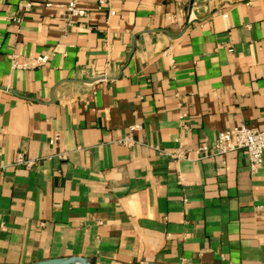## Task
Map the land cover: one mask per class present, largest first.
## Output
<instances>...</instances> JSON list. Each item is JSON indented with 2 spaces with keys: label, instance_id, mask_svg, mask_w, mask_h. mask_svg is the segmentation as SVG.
I'll list each match as a JSON object with an SVG mask.
<instances>
[{
  "label": "crops",
  "instance_id": "crops-1",
  "mask_svg": "<svg viewBox=\"0 0 264 264\" xmlns=\"http://www.w3.org/2000/svg\"><path fill=\"white\" fill-rule=\"evenodd\" d=\"M68 1L0 0V264H264V157L195 154L264 131V0Z\"/></svg>",
  "mask_w": 264,
  "mask_h": 264
},
{
  "label": "built area",
  "instance_id": "built-area-1",
  "mask_svg": "<svg viewBox=\"0 0 264 264\" xmlns=\"http://www.w3.org/2000/svg\"><path fill=\"white\" fill-rule=\"evenodd\" d=\"M125 0H69L66 4L61 5L59 8L68 18V25L71 27L79 21H83L87 16V10L81 5L82 3H92L98 10L108 9L110 17L115 16L116 12L110 8L113 2H122ZM49 6V4H48ZM11 66L14 70L29 69L31 66L27 63H21L15 56L11 57ZM49 60L48 56H41L36 59V65H41ZM141 125H131L128 128V133L122 140L123 144L127 146L134 145V135L141 130ZM60 137L56 134L51 144H56ZM242 152L244 153L249 162V170L255 174L263 163L264 157V131L248 128L246 126H238L229 130L221 131L216 135L211 145H201L195 150V154L204 158H214L221 155L230 153ZM177 158L180 154H172ZM17 165L31 168L36 164L34 159H26L23 154L18 155L16 160Z\"/></svg>",
  "mask_w": 264,
  "mask_h": 264
},
{
  "label": "water",
  "instance_id": "water-1",
  "mask_svg": "<svg viewBox=\"0 0 264 264\" xmlns=\"http://www.w3.org/2000/svg\"><path fill=\"white\" fill-rule=\"evenodd\" d=\"M42 264H91L85 259L81 258H72V259H59L54 261H49ZM149 264H156V263H149Z\"/></svg>",
  "mask_w": 264,
  "mask_h": 264
}]
</instances>
